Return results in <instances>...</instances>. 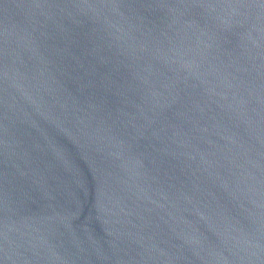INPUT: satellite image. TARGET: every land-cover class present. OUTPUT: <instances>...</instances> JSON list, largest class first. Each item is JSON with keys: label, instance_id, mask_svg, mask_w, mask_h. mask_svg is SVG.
<instances>
[{"label": "water", "instance_id": "water-1", "mask_svg": "<svg viewBox=\"0 0 264 264\" xmlns=\"http://www.w3.org/2000/svg\"><path fill=\"white\" fill-rule=\"evenodd\" d=\"M0 264H264V0H0Z\"/></svg>", "mask_w": 264, "mask_h": 264}]
</instances>
